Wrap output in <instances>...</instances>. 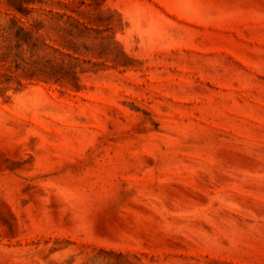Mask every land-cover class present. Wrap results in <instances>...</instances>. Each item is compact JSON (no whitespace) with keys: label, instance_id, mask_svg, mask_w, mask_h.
<instances>
[{"label":"rangeland","instance_id":"rangeland-1","mask_svg":"<svg viewBox=\"0 0 264 264\" xmlns=\"http://www.w3.org/2000/svg\"><path fill=\"white\" fill-rule=\"evenodd\" d=\"M0 264H264V0H0Z\"/></svg>","mask_w":264,"mask_h":264}]
</instances>
